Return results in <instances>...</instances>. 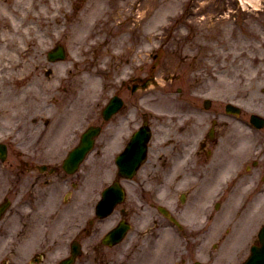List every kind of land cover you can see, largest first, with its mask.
<instances>
[{"label":"rangeland","instance_id":"1","mask_svg":"<svg viewBox=\"0 0 264 264\" xmlns=\"http://www.w3.org/2000/svg\"><path fill=\"white\" fill-rule=\"evenodd\" d=\"M57 43L65 45L66 58L51 62L47 52ZM148 75L156 81L147 82L143 90L139 86L137 94L142 96L154 139L136 180L146 192L155 173L175 178L163 194L186 229L179 233L170 226L156 227L163 217L150 205L152 199L134 202L130 198L135 194L129 192L125 204L134 202L141 208L132 218L139 225L137 233L131 234L128 245L105 246L101 239L116 222L99 221L93 236L81 233L76 264H238L250 252L257 207L244 210L243 218L233 223L237 205L231 201L217 222L202 223L210 198L199 202L195 194L199 186L186 174L185 157L177 155L176 148L184 150L187 139L211 133L214 111L220 110L216 135L222 139L217 148L221 161L237 159L234 167L249 183L253 174L244 172L245 166L260 156L252 172L263 173L264 128L253 127L249 118L253 113L264 117V0H0V141L24 149L26 137L30 135V141L36 135L34 130L64 131L71 136L70 147L88 125L102 121L101 110L115 91L132 103L133 81L142 85L141 78ZM206 98L211 99L208 109ZM228 102L241 108L240 116L226 115ZM143 120L139 114L129 126L116 127L115 119L105 123L95 149L101 155L90 177L96 201L115 173L111 160L122 145L120 137ZM110 130L115 133L109 134ZM106 136L116 138L109 141ZM68 146H63L60 157ZM169 154L177 156L172 173L162 167L164 159L172 158ZM88 189L85 180V195L77 194L74 208L62 206L64 218L75 214L80 228L92 213V205L86 204ZM50 202L43 208L45 214L52 208ZM197 202L200 210H193ZM204 223L208 231L200 232ZM229 223L238 224L222 234ZM66 249L58 245L43 264L57 263L67 256ZM47 251V245L5 241L0 245V263L7 259L9 264H27L36 252Z\"/></svg>","mask_w":264,"mask_h":264},{"label":"flooded vegetation","instance_id":"2","mask_svg":"<svg viewBox=\"0 0 264 264\" xmlns=\"http://www.w3.org/2000/svg\"><path fill=\"white\" fill-rule=\"evenodd\" d=\"M152 78L153 75H148L146 78H141V80L143 83ZM135 84L137 88L140 82L133 81V85ZM133 85L131 88H133ZM132 92L133 94H137L138 88ZM116 93L120 94L117 91L113 94ZM120 111L125 117L124 119L122 118L123 123L127 119L133 120L137 118L139 114L140 118L143 119L144 117L142 103L137 98L133 99V102L130 104L125 100ZM119 124L120 122L116 127L120 126ZM34 132L36 135L30 141V135L26 137L27 144L24 149L23 147H14L12 143L5 142L7 144L6 160H0V245L5 241L6 245H29L30 243L32 245H72L73 241H80L79 237L82 235L81 233L93 236L98 231L95 227V220L91 221L90 217H84L83 223H86V226L80 228L77 216L74 219L75 214L64 218L62 206L67 205L74 208V198L77 200V194L81 191L83 196L85 195L84 183L87 180L89 187L88 195H91L86 199V204L90 206L93 203L94 208L95 191L93 185L90 183V177L93 166L99 162L97 156L100 153L95 154V150L88 153L77 171L71 173L64 167L67 153L64 156H59L63 146H68L71 136L67 135L66 138L61 139L59 131L34 130ZM75 132L76 130L72 131V133ZM133 132L120 138L123 143L122 150L128 144ZM108 138L111 139L109 141H112L116 136H109ZM59 139L62 141L58 144ZM221 140V137L216 135V130H212L211 133L207 130L201 136L197 146L189 145L184 151L183 157L186 160L185 172L194 179L193 185L199 186V189L195 193L199 194V202L203 198L215 197V202L219 200L218 203L208 202L206 207L215 211L217 210V206L220 208L222 202H224L225 208L229 198L235 201L238 200L242 195L240 191L244 187L249 192H256L260 198L264 197V162L262 166L263 173L256 175L249 183L247 181L244 182V179L239 177V172L232 165L233 161L237 159L232 157L226 158L227 162L225 164V162L221 161L222 156L220 157L217 153L213 152V149L217 148ZM56 144L59 145V151ZM28 146H32L33 148L30 149ZM72 146L70 145V148ZM207 146L210 147L204 154L203 149ZM262 154L264 155V148ZM259 158L260 156L252 162L254 168L258 167ZM46 159L52 160L47 161ZM174 159L175 157H173ZM111 163L115 164V159ZM107 164L108 162H105L104 167ZM230 167H234V170ZM172 172H174L173 169ZM113 178V180L119 179L117 175ZM155 181L157 196L160 190H162L161 197L163 201L170 205L163 191L169 181H176L175 178L162 177L155 179ZM160 181L163 183H160ZM124 183L127 185L129 192L135 194V198H130L132 201L137 202L140 199L149 200L147 191L144 192L140 189L141 182H136L133 179H124ZM205 193H208V195H205ZM128 198L129 195L126 193L125 202ZM48 201L54 202V205L52 206L50 202L49 204L52 208L45 214L43 208L47 205ZM125 202L121 206H117L114 212L107 218H111L116 224L123 219L131 222L136 214L134 208L137 206L134 202L128 204H125ZM209 205L210 207H208ZM255 207H257L256 210L259 213L258 218L262 221L261 224H264V199L262 202L261 200H257ZM224 208L221 210V213H223ZM63 222L65 224L61 226ZM121 244L125 245L124 242L117 245ZM133 245L138 244L135 243ZM46 257V254L41 256L36 252L29 258L27 264H43ZM8 263L10 261L7 260Z\"/></svg>","mask_w":264,"mask_h":264},{"label":"water","instance_id":"3","mask_svg":"<svg viewBox=\"0 0 264 264\" xmlns=\"http://www.w3.org/2000/svg\"><path fill=\"white\" fill-rule=\"evenodd\" d=\"M48 56L51 60L63 59L65 58V49L62 45H57L54 49L49 51ZM121 99L116 96L111 102L104 108L103 115L105 119H108L120 106ZM229 110L240 112V108L228 106ZM252 121L258 126L261 127L264 125V118L259 115H252ZM100 130L98 126H92L88 129V132L83 137V143L81 146L77 147L74 151L71 152V160L78 161L80 158H83L85 152L91 146L92 139L90 138L96 135ZM150 136V130L145 124L133 137L131 143L128 145L126 150L119 156L118 162L120 166L119 173L125 176H133L134 172L144 160L146 156L147 141ZM141 143V144H140ZM134 155H137L135 160H131ZM131 160V162H130ZM123 195V190L119 186H111L107 188L103 193V198L99 201L97 205V214L99 216H105L111 212L113 206L120 200ZM123 225H120L115 231L114 234L118 235L120 232H124ZM260 238L262 241L261 246H253L252 253L250 257L243 264H264V228L260 232ZM106 240V239H105ZM77 247V246H76ZM72 262V259H66L61 264H69ZM199 264V263H198Z\"/></svg>","mask_w":264,"mask_h":264},{"label":"bare ground","instance_id":"4","mask_svg":"<svg viewBox=\"0 0 264 264\" xmlns=\"http://www.w3.org/2000/svg\"><path fill=\"white\" fill-rule=\"evenodd\" d=\"M247 1H250V2H253V0H247ZM256 3H257V0H254ZM141 15H142V13H141ZM66 136H67V134H66V132H60V138L62 139V138H66ZM61 139H59L58 140V144L62 141ZM58 144H56V147H57V149H58V151H59V145ZM233 163H234V161H233ZM232 163V164H233ZM205 195H208V193H205ZM235 200L233 199V202H234ZM199 207H201V205H200V203L199 202H197V203H195V205L193 206V210H195V209H198Z\"/></svg>","mask_w":264,"mask_h":264}]
</instances>
